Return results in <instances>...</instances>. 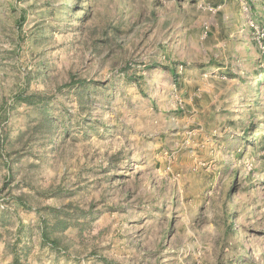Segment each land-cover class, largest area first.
Returning a JSON list of instances; mask_svg holds the SVG:
<instances>
[{"label": "rangeland", "instance_id": "1", "mask_svg": "<svg viewBox=\"0 0 264 264\" xmlns=\"http://www.w3.org/2000/svg\"><path fill=\"white\" fill-rule=\"evenodd\" d=\"M233 261L264 264V0H0V264Z\"/></svg>", "mask_w": 264, "mask_h": 264}, {"label": "trees", "instance_id": "2", "mask_svg": "<svg viewBox=\"0 0 264 264\" xmlns=\"http://www.w3.org/2000/svg\"><path fill=\"white\" fill-rule=\"evenodd\" d=\"M260 83V82H259ZM256 104H257V106H260V100L259 99H257V101H256ZM251 132V131H250ZM251 143H254L253 141H251ZM230 214L228 213H226V220H230ZM230 226H232V225H230ZM220 236H221V238H222V236H224V233H221L220 234ZM231 264H236V262L235 261H233Z\"/></svg>", "mask_w": 264, "mask_h": 264}]
</instances>
